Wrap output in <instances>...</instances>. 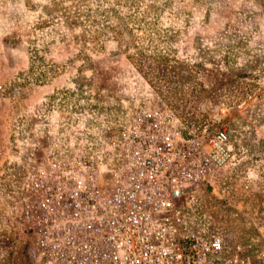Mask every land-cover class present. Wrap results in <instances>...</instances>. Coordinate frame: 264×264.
Returning <instances> with one entry per match:
<instances>
[{
	"label": "rangeland",
	"instance_id": "374dc122",
	"mask_svg": "<svg viewBox=\"0 0 264 264\" xmlns=\"http://www.w3.org/2000/svg\"><path fill=\"white\" fill-rule=\"evenodd\" d=\"M0 86V236L34 163L152 99L197 135L226 127L239 161L199 201L263 239L264 0H0ZM0 264L25 247L0 241Z\"/></svg>",
	"mask_w": 264,
	"mask_h": 264
},
{
	"label": "built area",
	"instance_id": "2783aa9c",
	"mask_svg": "<svg viewBox=\"0 0 264 264\" xmlns=\"http://www.w3.org/2000/svg\"><path fill=\"white\" fill-rule=\"evenodd\" d=\"M124 107L26 171L3 250L25 247L28 264H264L263 234L224 229L199 201L239 161L226 127L200 136L163 103Z\"/></svg>",
	"mask_w": 264,
	"mask_h": 264
}]
</instances>
